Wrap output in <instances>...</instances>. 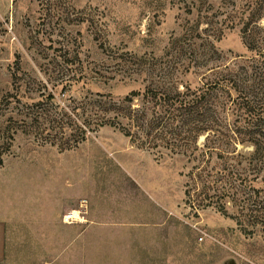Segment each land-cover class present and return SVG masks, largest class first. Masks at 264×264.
Returning a JSON list of instances; mask_svg holds the SVG:
<instances>
[{
    "label": "rangeland",
    "instance_id": "1",
    "mask_svg": "<svg viewBox=\"0 0 264 264\" xmlns=\"http://www.w3.org/2000/svg\"><path fill=\"white\" fill-rule=\"evenodd\" d=\"M251 1L0 0V264H264V228L243 230L246 217L231 202L226 213L200 209L184 157L139 149L108 126L60 150L7 121L39 90L61 103L90 92L122 98L155 76L154 65L176 59L185 33L184 47L211 50L197 36L211 29L202 16L227 22ZM257 24L264 30V15ZM230 26L212 41L214 61L249 55L240 26ZM191 59L197 71L174 73L195 84L213 61ZM255 177L237 181V195L258 189ZM69 206L86 221L63 222Z\"/></svg>",
    "mask_w": 264,
    "mask_h": 264
},
{
    "label": "trees",
    "instance_id": "2",
    "mask_svg": "<svg viewBox=\"0 0 264 264\" xmlns=\"http://www.w3.org/2000/svg\"><path fill=\"white\" fill-rule=\"evenodd\" d=\"M263 15L264 0H253L245 9L233 10L227 22L207 21L209 17L202 16L211 29H203V36H197L201 46L210 44L211 50L200 53L190 45L184 47L185 33L174 41L176 59L154 65L155 76L122 98L90 92L61 103L52 93L39 90L37 101L16 109L7 121L14 119L21 133L43 138L60 150L77 146L102 127L118 129L139 149L184 157L190 165L186 187L193 179L200 184L194 199L200 209L214 206L226 213L231 202L239 205V212L246 217L243 230L258 225L264 228V30L257 24ZM229 24L240 26L249 55L214 61L212 41L220 40ZM186 53L207 55L213 61L199 67L203 70L198 68L200 79L195 84L179 77L197 71L191 69L196 66L192 57L181 59ZM4 102L9 105L6 97ZM200 136H204L201 146ZM238 144L251 146V150L237 149ZM247 175L259 178L260 187L239 196L236 182L245 181Z\"/></svg>",
    "mask_w": 264,
    "mask_h": 264
},
{
    "label": "bare ground",
    "instance_id": "3",
    "mask_svg": "<svg viewBox=\"0 0 264 264\" xmlns=\"http://www.w3.org/2000/svg\"><path fill=\"white\" fill-rule=\"evenodd\" d=\"M84 206V201H81L80 207ZM79 207V208H80ZM83 211H79V209H69L64 215L65 216V223H73V222H85V218L81 216Z\"/></svg>",
    "mask_w": 264,
    "mask_h": 264
},
{
    "label": "crops",
    "instance_id": "4",
    "mask_svg": "<svg viewBox=\"0 0 264 264\" xmlns=\"http://www.w3.org/2000/svg\"><path fill=\"white\" fill-rule=\"evenodd\" d=\"M70 206L68 207L69 209ZM4 251H5V222L3 220H0V261L3 259Z\"/></svg>",
    "mask_w": 264,
    "mask_h": 264
},
{
    "label": "built area",
    "instance_id": "5",
    "mask_svg": "<svg viewBox=\"0 0 264 264\" xmlns=\"http://www.w3.org/2000/svg\"><path fill=\"white\" fill-rule=\"evenodd\" d=\"M65 216H66V215H63V217H62V218H63V219H62V220H63V222H65Z\"/></svg>",
    "mask_w": 264,
    "mask_h": 264
}]
</instances>
